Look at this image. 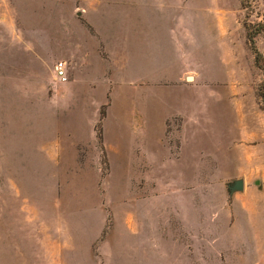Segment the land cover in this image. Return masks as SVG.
Segmentation results:
<instances>
[{
	"label": "rangeland",
	"instance_id": "rangeland-1",
	"mask_svg": "<svg viewBox=\"0 0 264 264\" xmlns=\"http://www.w3.org/2000/svg\"><path fill=\"white\" fill-rule=\"evenodd\" d=\"M163 2L180 58L76 89L86 1L0 0V264H264V0Z\"/></svg>",
	"mask_w": 264,
	"mask_h": 264
},
{
	"label": "crops",
	"instance_id": "crops-1",
	"mask_svg": "<svg viewBox=\"0 0 264 264\" xmlns=\"http://www.w3.org/2000/svg\"><path fill=\"white\" fill-rule=\"evenodd\" d=\"M85 1L88 6L84 10L87 22L85 25L88 27L79 24L74 26L73 32L69 26L66 43L56 44L59 46L60 54L70 61V73L74 78L72 85L76 89L79 85L78 75L94 66L95 59L97 61L102 59L103 52L111 58L116 56L129 58V55L136 59L151 58L154 67L162 61L161 64L165 63V66L168 65L170 68L173 62L168 60L167 63L163 59L180 58L178 53L173 52L174 47L176 50L180 49L177 44L179 39L173 40L176 35L173 19L167 15L172 3L167 5L163 0ZM109 3L116 4L117 9L106 8ZM125 5L131 6L127 13L124 10ZM63 36L55 37L63 39Z\"/></svg>",
	"mask_w": 264,
	"mask_h": 264
},
{
	"label": "trees",
	"instance_id": "trees-1",
	"mask_svg": "<svg viewBox=\"0 0 264 264\" xmlns=\"http://www.w3.org/2000/svg\"><path fill=\"white\" fill-rule=\"evenodd\" d=\"M262 30H264V24L263 23H258L256 25V32H261ZM248 38L249 40H252L253 42V36L249 34L248 31ZM252 45H254L252 43ZM256 63L258 64V66L263 70L264 72V58L262 57V55L256 51ZM260 95L262 96V98L264 99V79L262 82V85L260 87Z\"/></svg>",
	"mask_w": 264,
	"mask_h": 264
},
{
	"label": "water",
	"instance_id": "water-1",
	"mask_svg": "<svg viewBox=\"0 0 264 264\" xmlns=\"http://www.w3.org/2000/svg\"><path fill=\"white\" fill-rule=\"evenodd\" d=\"M229 195H232L236 192L243 191L244 181L243 179H235L229 183L227 186Z\"/></svg>",
	"mask_w": 264,
	"mask_h": 264
},
{
	"label": "built area",
	"instance_id": "built-area-1",
	"mask_svg": "<svg viewBox=\"0 0 264 264\" xmlns=\"http://www.w3.org/2000/svg\"><path fill=\"white\" fill-rule=\"evenodd\" d=\"M65 68V62H58L54 67L56 77L62 81H65L67 79Z\"/></svg>",
	"mask_w": 264,
	"mask_h": 264
}]
</instances>
